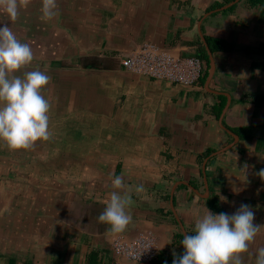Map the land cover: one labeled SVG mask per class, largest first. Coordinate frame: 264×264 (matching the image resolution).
Returning <instances> with one entry per match:
<instances>
[{"label": "crops", "instance_id": "obj_1", "mask_svg": "<svg viewBox=\"0 0 264 264\" xmlns=\"http://www.w3.org/2000/svg\"><path fill=\"white\" fill-rule=\"evenodd\" d=\"M57 4L47 22L42 0H30L15 22L0 12V23L33 50L17 74L39 69L51 77L42 95L51 103L52 133L28 150L0 142V264H172L205 208L231 215L247 204L253 223L264 226V56L244 50L264 42V2ZM206 37L233 48L210 50ZM142 42L197 56V82L125 70L121 58ZM113 174L132 199V220L120 234L97 219ZM144 233L156 246L151 261L115 256V237ZM260 247L264 227L244 264H255Z\"/></svg>", "mask_w": 264, "mask_h": 264}, {"label": "clouds", "instance_id": "obj_2", "mask_svg": "<svg viewBox=\"0 0 264 264\" xmlns=\"http://www.w3.org/2000/svg\"><path fill=\"white\" fill-rule=\"evenodd\" d=\"M29 2L0 0V12L10 23L15 22L21 8H26ZM40 11L42 20H54L58 15L57 0H42ZM0 24V142L8 150H28L37 141L51 139V103L42 95L51 77L39 69L17 74L31 64L33 50L28 43L18 39L8 23ZM258 175L264 177V170ZM113 177V191L97 219L109 226L110 234H120L132 220L127 211L132 199L125 191L124 178L114 174ZM135 190L142 192L143 185H138ZM254 219L255 213L247 204H242L231 215L225 212L213 214L205 208V214L195 222L194 234L183 235L181 244L184 252L179 258H174L172 264H244L242 254L249 251L264 227L254 224ZM253 255L255 264H264V247L258 248Z\"/></svg>", "mask_w": 264, "mask_h": 264}, {"label": "built area", "instance_id": "obj_3", "mask_svg": "<svg viewBox=\"0 0 264 264\" xmlns=\"http://www.w3.org/2000/svg\"><path fill=\"white\" fill-rule=\"evenodd\" d=\"M120 64L130 73L182 86L194 85L202 68L197 56H181L149 42H142L133 47L121 58ZM147 247L150 248L140 255ZM111 249L117 257L143 263L151 261L156 246L152 235L144 233L128 239L117 236L111 243Z\"/></svg>", "mask_w": 264, "mask_h": 264}, {"label": "trees", "instance_id": "obj_4", "mask_svg": "<svg viewBox=\"0 0 264 264\" xmlns=\"http://www.w3.org/2000/svg\"><path fill=\"white\" fill-rule=\"evenodd\" d=\"M229 1V0H226ZM250 4L258 3L260 5H263L264 0H248ZM231 8V6L229 7ZM205 41L207 43V46L210 48V50H231L233 46L231 43H228L227 41L223 39L218 38H212V37H206ZM244 50L256 55L264 56V42H259L257 45L252 47H244Z\"/></svg>", "mask_w": 264, "mask_h": 264}]
</instances>
